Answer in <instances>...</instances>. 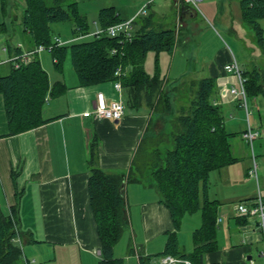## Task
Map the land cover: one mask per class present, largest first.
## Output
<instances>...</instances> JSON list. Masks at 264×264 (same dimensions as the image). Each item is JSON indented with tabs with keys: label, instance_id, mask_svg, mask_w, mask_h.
I'll return each instance as SVG.
<instances>
[{
	"label": "crops",
	"instance_id": "1",
	"mask_svg": "<svg viewBox=\"0 0 264 264\" xmlns=\"http://www.w3.org/2000/svg\"><path fill=\"white\" fill-rule=\"evenodd\" d=\"M8 1L5 13H2L0 4V15L6 21H0L5 28L0 30V75L9 71L10 59L15 57L7 46L19 48L21 54L34 49L30 34L22 29L23 14L20 18L21 36H13L12 39L8 36L11 20V15L7 14ZM74 1L85 18L88 14L97 18L100 9L113 8L121 22L134 17V21L149 17L152 27L173 29V50L158 55L165 89L180 80L213 79L212 100L220 108L226 131L233 134L230 148L238 160L209 173L207 197L218 203L217 246L204 254L203 263L250 264L253 261L263 264L258 257L263 244L257 222L255 219L238 217L235 205L241 201L250 202L258 194L264 200V110L261 104H257V97L248 98L250 115H254L258 108L262 113L257 111L256 117L246 120L237 99L229 95L228 90L235 84V77L225 73L223 66L230 61L231 55L234 58L235 55L231 49L229 53L226 51L212 29L217 27L231 39L240 38V0H217L215 11L207 10L211 15L207 18L208 24L203 22L201 26L193 21L196 16L193 7L182 0H153L143 16L136 14L146 0ZM14 18L17 19L16 16ZM96 18L92 19L90 31L98 27ZM135 29L137 26L132 24V31ZM206 33L211 43L203 39ZM191 40L196 42L194 46ZM187 48L191 51L195 49L196 52L208 51L209 57L204 55L193 59L194 67L190 70L189 59L183 51ZM165 54H173L168 63L167 74L172 73L173 77L169 83L168 78L162 75L160 66L161 59L166 62ZM37 55L50 85L61 82L66 86V91L60 96L46 98L42 117L49 120L47 123L9 137H2L5 119L0 98V207L8 212L11 206L17 204L18 229L22 233L17 241L24 259L33 261V264H98L100 242L87 194L90 143L93 140L97 143L98 168L126 176L132 163L140 166L144 161L143 154L138 153V147L141 140H148L159 132L160 118L158 114L147 110L132 111L126 107L116 123L108 119L96 120L93 116L84 118V112L93 111L97 93L104 95L107 104L116 100L124 103L122 90L117 91L113 81L80 87L73 72L66 75L63 71L52 70L43 55ZM145 58V61L149 58L154 61L155 53L147 52ZM153 72L154 66L147 73ZM247 124L258 133L251 147L242 138ZM252 159L257 166L256 178L248 174ZM12 172L15 174L18 198L15 196ZM144 176L140 182L124 181L123 196L128 225L113 248L114 258H121L123 264H140V258L142 264H158L159 258L147 260L146 257L162 252L166 234L173 231L168 209L159 203L156 189L149 186V178L146 174ZM200 225V212L183 217L177 239L185 252L193 249L192 232ZM182 234H188L190 239L182 241ZM129 250L131 253H128Z\"/></svg>",
	"mask_w": 264,
	"mask_h": 264
},
{
	"label": "trees",
	"instance_id": "2",
	"mask_svg": "<svg viewBox=\"0 0 264 264\" xmlns=\"http://www.w3.org/2000/svg\"><path fill=\"white\" fill-rule=\"evenodd\" d=\"M239 3L242 21L254 31L257 43L263 47V31L258 21L264 18V0H240ZM0 4L5 13L6 0ZM54 22L71 23L72 37L91 32L75 1L24 0L22 29L30 34L34 48L51 47L49 53L56 71H62L67 56L78 86L86 87L116 80L114 71L120 67L124 74L118 79L125 107L132 111L147 110L160 118L159 132L148 140H141L138 147L144 161L140 166L132 163L126 176L98 168L97 143L95 140L90 143L87 194L100 242L98 264H123L121 258L113 256L114 245L128 225L120 186L125 180L140 182L145 174L149 186L159 195V203L168 209L173 224V231L166 234L163 251L146 259L172 258L179 263L204 264V254L217 246L218 203L207 197L208 176L238 160L230 148L233 134L226 131L220 108L212 100L213 79L180 80L165 89L158 55L171 53L175 33L173 29L152 27L149 17L133 21L137 29L132 31L130 40L122 36L112 38L104 32L62 46L53 44L49 25ZM119 22L113 8L100 9L97 14L96 23L103 30ZM4 29L3 23L0 24V30ZM7 49L14 56L21 55L19 48L7 46ZM149 51L155 53L153 74H148L143 67ZM37 56L32 55L26 63L17 60V67L10 61L8 73L0 75L5 119L2 137L22 134L47 123L49 120L42 117L46 98L66 91L61 82L50 85ZM242 76L246 96H261L264 100V66L244 71ZM174 99L177 105L173 104ZM11 176L18 198L15 174L12 172ZM196 212L201 214V225L192 232L193 249L185 252L178 243L177 232L183 217ZM17 214V204L8 212L0 207V264H27L17 241L22 234Z\"/></svg>",
	"mask_w": 264,
	"mask_h": 264
},
{
	"label": "rangeland",
	"instance_id": "3",
	"mask_svg": "<svg viewBox=\"0 0 264 264\" xmlns=\"http://www.w3.org/2000/svg\"><path fill=\"white\" fill-rule=\"evenodd\" d=\"M67 1H74V0H67ZM216 1L217 0H203L202 2L197 3L196 8L195 7L192 8L195 10V13H196V16L193 18V21L198 23L199 25L203 24V22H206L208 24L207 18H210L211 15H210L209 11H207V10L209 8L211 11L213 10V12H214L215 6H216ZM208 2H211V3H209V5H206V4H208ZM7 4H8L7 14L9 13L11 15L10 23L8 22L9 23L8 24V36L11 37L10 39H12L13 36H19L20 37L21 36L20 18H21V14H23V11H24V0H9ZM14 16H16L17 19H15ZM0 17H1L0 21L6 22L5 20H3V18L5 19L4 16L0 15ZM95 18H96L95 16L92 17V14L87 15L86 19H87V22L89 23V25H91L92 19L95 20ZM262 19H264V18H262ZM258 23H259V26L261 27V29L263 31V47H261L257 43L254 31L249 27L248 24H246L243 21L241 22V25H240L241 26V31H240L241 36L238 40L231 39L227 33L223 32L222 30H219L217 27H216L217 29L212 27V29H214L215 35H217V37L221 41L223 47L226 49V51L229 53V50L231 49V51L234 53L238 67H239L240 71H242V72L250 71L255 67H263L264 66V20H262L261 22L258 21ZM49 26H50L52 40H54L55 38H58L60 41L66 42V39L72 38L71 23H69V22H54V23H51ZM203 39H207L208 42L211 43L210 39L208 38V33H206L203 36ZM190 43L192 46H194L196 44V42L194 40H191ZM183 51L186 52V56L189 59L188 69H190V70H191V68L194 67L193 59H195L196 57H197V59L201 58L204 55L207 56L209 53L208 51L205 52L204 50H202V51L199 50L196 52V50L193 49L191 51V49H188V48L186 50L184 49ZM183 51H182V53H184ZM149 54H153V52L149 51ZM173 54H171V55L165 54L164 56L166 57V62H164L161 59V63H160V66L162 68L161 69L162 75L166 76V78H168L167 83H169L173 78L172 73L167 74L168 63H169V60ZM39 55H43V57L47 63V66H49L50 69L55 70L51 55L47 50L41 51L39 53ZM180 55H181V52H180ZM207 57H209V56H207ZM62 66H63L62 71L64 74L68 75L70 72H73L70 60L67 56H66L65 60L63 61ZM153 66H154V61L152 58L151 59L149 58L147 61H145L143 63V67H144V70L146 72H151ZM49 73H51V72H49ZM256 102H257V104H261V106H263L262 110H264V100L261 96H257ZM173 104L177 105V101L175 99L173 100ZM257 111L262 113L260 108L255 109L254 115H250L249 118L252 119V117L253 118L256 117L257 113H258ZM160 129H161V127H160ZM259 175H260V171L258 170V176ZM125 231L126 230L124 229L122 234ZM181 239H182V241L187 242L190 238L188 237V234H182ZM130 250L128 253H131ZM159 259H158V264H171V263H169V261H167L165 259H161V258H159ZM260 260H262V259H260ZM144 264H147V262H144ZM174 264H185V263H179V262L175 261Z\"/></svg>",
	"mask_w": 264,
	"mask_h": 264
},
{
	"label": "built area",
	"instance_id": "4",
	"mask_svg": "<svg viewBox=\"0 0 264 264\" xmlns=\"http://www.w3.org/2000/svg\"><path fill=\"white\" fill-rule=\"evenodd\" d=\"M153 0H146L141 7V9L137 12L136 16H143L146 14V7L152 3ZM185 4H188L189 6H192L193 8L197 6V3L202 2L203 0H182ZM135 18V17H134ZM134 18L128 20L119 22L116 24H113L111 26H108L105 30L96 27L95 30L89 32L87 35L84 36H77L69 41L62 42L58 38H55L53 41V44H56L57 46L65 45L68 42L71 41H77L86 37H93L101 35L102 33H106L109 37H118L122 36L127 40H130L132 37V24L134 21ZM51 47H44L42 45L37 46L32 51L27 52L26 54H21L20 56H15L14 58L10 59L12 61L14 67L18 66L19 62H28L32 55L38 54L41 51L49 50ZM111 53H115V50H111ZM18 60V61H17ZM223 71L225 73H231L235 77V84L228 90V93L233 98H236L238 101V106L244 111L246 120L248 119L250 115L249 107H248V97L246 96L245 89H244V81L245 79L242 76V72L240 71L236 59L231 55L230 61L226 63L223 66ZM124 72L121 70L120 67H118L114 71V77L117 79L113 81V86L117 91H121V85L118 78L122 76ZM124 103L120 100L112 101L109 104L106 103L104 95L102 93L96 94V99L94 102V108L92 112H84L82 116L84 118H88L90 116H93L96 120H120L124 113ZM258 136L257 132H254L251 130L249 125L247 124L246 130L242 134V138L248 143V145L251 147V144L253 140H255ZM257 166L255 162L252 159L251 167L248 171V174L254 178H256ZM235 211L238 217L243 218H249V219H255L258 225V229L261 235V241L263 244V248L258 251V257L263 260L264 264V200L260 197L258 194L255 199H253L250 202L247 201H241L235 205ZM27 264H33V261H28L24 259ZM165 260L169 261V263L174 264L176 260L172 258H165ZM185 264H189L187 261L184 262ZM250 264H255L253 261H250Z\"/></svg>",
	"mask_w": 264,
	"mask_h": 264
},
{
	"label": "water",
	"instance_id": "5",
	"mask_svg": "<svg viewBox=\"0 0 264 264\" xmlns=\"http://www.w3.org/2000/svg\"><path fill=\"white\" fill-rule=\"evenodd\" d=\"M114 122L116 123L117 121L115 120ZM123 188H124V183L120 186V192L123 191Z\"/></svg>",
	"mask_w": 264,
	"mask_h": 264
}]
</instances>
